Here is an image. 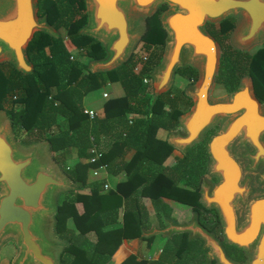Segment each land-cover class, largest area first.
Returning a JSON list of instances; mask_svg holds the SVG:
<instances>
[{
	"label": "water",
	"instance_id": "95a60500",
	"mask_svg": "<svg viewBox=\"0 0 264 264\" xmlns=\"http://www.w3.org/2000/svg\"><path fill=\"white\" fill-rule=\"evenodd\" d=\"M84 1L87 20L79 34L95 39L105 51L104 57L87 61L86 69L92 73L125 63L145 32V18L161 3L168 5L159 17L167 35L161 59L150 72L152 97L170 90L178 68L191 65L198 71L197 80L185 90L192 105L178 116V129L167 133L171 147L187 154L222 120L207 141L206 173L218 180L213 184L202 178L198 198L201 205L217 211L222 240L199 223L196 213L185 222L165 219L163 227L152 225L141 235L171 238L184 233L188 240L199 239L206 264H264V194L250 198L252 174L264 184V104L256 97L248 74L230 94L211 97L221 47L205 27L207 22L240 13L243 20L235 22L232 30L237 47L246 50L256 42L261 44L264 0ZM38 7V0H0V64L9 62L23 74L34 71L27 54L34 34L60 36L47 15L38 14ZM138 13L146 14L143 30L134 24ZM29 145L25 148L18 142L8 116L0 109V244L7 237L15 239L17 252L11 264H61L59 254L66 242L52 236L50 228L56 236L60 194L78 186L60 173L47 140ZM222 242L243 249L249 258L244 263L233 260Z\"/></svg>",
	"mask_w": 264,
	"mask_h": 264
},
{
	"label": "trees",
	"instance_id": "16d2710c",
	"mask_svg": "<svg viewBox=\"0 0 264 264\" xmlns=\"http://www.w3.org/2000/svg\"><path fill=\"white\" fill-rule=\"evenodd\" d=\"M38 2V14H46L60 36L34 34L27 46L34 66L31 74L17 71L9 62L0 64V109L8 116L16 139L26 143L47 140L53 160L78 186L58 199L55 231L66 242L59 254L60 263L110 264L124 239L139 237L141 228H149L152 222L164 225L163 217H170V201L200 205L198 182L204 172V148L198 145L176 167L164 165L173 147L159 136L160 130L168 133L178 127V116L190 108L192 100L175 87L153 98L151 84L144 85L141 80L162 56L167 33L159 13L165 5L145 18L141 42L151 51L142 73L133 72L135 53L116 69L92 73L73 54L75 49H81L87 60L105 56L98 41L79 34L87 20L84 0ZM235 22V18L226 17L217 26L207 25L222 47L217 82L233 91L240 78L248 74L256 96L264 102V45L250 55L226 43ZM69 43L75 49L70 50ZM176 73L188 82H195L198 77L197 69L191 65L178 68ZM111 82H119L124 93L105 98L103 115L90 119L83 111V97ZM91 137L103 151L95 163L88 161L94 143ZM128 149L134 153L125 161L123 156ZM72 158L76 160L68 166L67 160ZM100 164H106L113 174L124 171L126 178L109 189L100 184L91 186L89 193H81L79 189L86 185L89 170ZM139 196L151 201L152 221L147 208L139 204ZM77 203L82 204L81 212ZM120 208L122 216L117 221ZM152 238L147 239L148 245ZM166 244L162 257L154 264H187L184 256L191 252V264H195L201 254L199 248L195 249L198 242L188 241L186 234L174 235ZM148 263L131 254L119 264Z\"/></svg>",
	"mask_w": 264,
	"mask_h": 264
},
{
	"label": "rangeland",
	"instance_id": "374dc122",
	"mask_svg": "<svg viewBox=\"0 0 264 264\" xmlns=\"http://www.w3.org/2000/svg\"><path fill=\"white\" fill-rule=\"evenodd\" d=\"M145 16H146V14H144V13H138L136 15V18H135V21H134L135 26H140L142 28V30L144 29V18H145ZM228 17L235 18L237 24L240 23L243 20V16L240 13L239 14L229 15ZM211 24L213 26H217L219 24V22H214V23H211ZM61 32H64V30L61 29ZM226 43L230 44L233 48H235L237 50L246 51L250 55H253L261 47H263V45H261L263 42L261 44L259 42H256V43L252 44L251 46H249L248 48H245L246 50H242V48L237 47V45L234 42V31H231L228 34L227 39H226ZM150 51H151L150 48L149 49L146 48L144 43L141 42V40H138L136 42V45L134 46L133 54L135 53V55H136V53L139 54L141 52H150ZM73 53H74V56H76V55L78 56V59L80 61H82V63H87L88 60H87V58H86V56L84 54V51L81 52V51L75 50ZM192 83L193 82H188L186 79L181 77L179 74L175 73L174 79H173V83H172L170 89L175 87V89L177 91H181L182 90L185 93V90L187 88H189ZM151 87H152V85H151ZM104 91L108 92L109 96H111V97L112 96H120V95H122L124 93V90H123V88H122V86H121V84L119 82H111L109 84L102 85L99 88L88 92L85 95L84 99H83V103L85 104V106H87L88 108L91 107L93 109H96V110L100 111L102 109L103 101L105 100V98H103V96H102V93ZM228 94L229 93H228L227 89H225L219 83L215 84L213 89H212V91H211V96H212L213 99L221 98V97H224V96H226ZM151 95H153V89H152V94ZM221 122H222V120L217 125H215L213 128L218 129V127L220 126ZM18 142L25 148L30 147L29 143H31V142H29V143L27 142L26 143V142L22 141L21 139H18ZM69 160H75V159L72 158V159H69ZM172 160H173V158H172ZM172 160L168 159L167 161H170L169 163H172ZM207 162L208 161L206 160V163ZM59 171H60V173L63 174L62 168L59 167ZM204 177H206L208 181H212V180L214 181V178L211 177L210 175H208L206 173V171H204V173L202 175V178H204ZM89 178H90V182H92V183H100V182L105 180L104 171L103 170H99V173H98L97 176H93L92 174H90ZM109 178H108V180H110L112 182V179L111 178L109 179ZM181 182H183V181H181ZM67 191H71V190H67ZM67 191H63V193H65ZM261 191H263V189H261V187H257L256 192L258 194H260ZM62 194H60V195H62ZM173 205L175 206V208L185 209V207L182 204L173 203ZM167 209L170 210V207L167 206ZM146 222L147 223L149 222L148 219L146 220ZM50 232H51L52 236H54L55 238L59 237L58 235L55 236V232L51 228H50ZM154 239L155 240L152 241L151 246H150L147 254L151 255V254L157 253V250H158V248L160 246H163L164 244L167 245L166 244L167 241L171 240L170 238H168V240H164L163 238H161L159 236H156ZM200 246H201V244H200ZM200 246H199V244H197L195 249L199 248V250H200ZM59 249L60 248H57L58 251H59ZM16 252H17V246L15 244V239L13 237L5 238L2 241V243L0 244V259H3V258L6 259V258H8V256L13 258V256L16 254ZM193 252H195V250ZM191 254H193V253L191 252V253H189V254L184 256V261H186L187 264H191L193 262L191 260V258H190ZM203 260H204V255H203V251H201V254H199V257H198L197 261H195V264H205L203 262Z\"/></svg>",
	"mask_w": 264,
	"mask_h": 264
},
{
	"label": "crops",
	"instance_id": "0c3cea01",
	"mask_svg": "<svg viewBox=\"0 0 264 264\" xmlns=\"http://www.w3.org/2000/svg\"><path fill=\"white\" fill-rule=\"evenodd\" d=\"M261 45H264V42ZM68 47H69L70 50L75 49L70 43L68 44ZM75 57L78 58L77 55ZM84 97H83V99H84ZM83 99H82L83 108L93 109L91 107L88 108L87 106H85V104L83 103ZM93 110L97 113V117H100V116L103 115V105H102V109L100 111H98L96 109H93ZM159 136L166 139L167 132L164 131V130H160L159 131ZM133 153H134V150H132V149L126 150V152H125V154L123 156V159L125 161H128L132 157ZM176 154H177L176 150L172 151L170 156L164 162V165L171 166L173 164L174 156ZM172 158H173V160H172ZM168 159L169 160L171 159L172 163H169L170 161H167ZM75 160H67L68 166H71L75 162ZM101 170L104 171L105 180L100 182V183H92V182H90L89 176H90V174H92V168H91L89 170V172H88V178H87L86 185L83 186L81 189H79V191L81 193H89V189L91 188V186L100 185V184H103L105 182L108 183L110 185V188H111V187H114L117 182L122 181V180H124L126 178L124 171H119V172L113 174V173L109 172L108 168L107 169H101ZM109 177L112 179V182L110 180H108ZM138 199H139V204L141 205V207L145 206V208H147V211H148V213L150 215L149 219L153 220L152 219V215L154 214V207H153L151 201L149 200V198H146V197H142L141 198L139 196ZM173 203L174 202L170 201L171 206H173L172 207V216L175 217L177 220H186L187 219V214H188V208H186L187 205L182 204L185 207V209H179V208H175ZM76 207H77L79 212H81L83 210V207H82L81 203H77ZM122 211H123V208H120V210H119V218H118L117 221H119L121 219ZM152 225L158 226L157 223H155V222H152L151 226ZM149 228H146L145 226L142 227L141 228V233H142V230H148ZM141 233H140L139 237L131 238V239H124L122 241V243L119 245V247L116 249L114 254L112 255L111 260H110L109 263L110 264H119L121 261H123L127 256H129L131 254L136 255L137 259H146V260H148V262H149L148 264H154V262L158 261L160 259V257H162V255H163L165 244L163 246H160L158 248V250H157V253H155V254H151V255L147 254L148 250H149V248L151 246L152 241L155 240L154 238L156 236H159V237L163 238L164 240H167V237H164L162 235L151 236L153 238H152L150 244L148 245L147 239L151 238V237L142 236ZM11 260H12V258L10 256H8V258H6V259H4V258L0 259V264H11Z\"/></svg>",
	"mask_w": 264,
	"mask_h": 264
},
{
	"label": "flooded vegetation",
	"instance_id": "af4514ba",
	"mask_svg": "<svg viewBox=\"0 0 264 264\" xmlns=\"http://www.w3.org/2000/svg\"><path fill=\"white\" fill-rule=\"evenodd\" d=\"M84 5H85V1H84ZM162 5H165V8H163L161 11H160V13H159V17H160V14L164 11V10H166L167 8H168V5L166 4V3H161L159 6H158V8L159 7H161ZM157 8V9H158ZM38 9H39V7H38ZM83 12L86 14V8L84 7V10H83ZM87 16V15H86ZM87 18V17H86ZM208 24H211V23H206V25H205V27H206V29H207V25ZM208 30V29H207ZM232 31V30H231ZM230 31V32H231ZM212 35V34H211ZM213 36V35H212ZM214 37V36H213ZM215 38V37H214ZM216 39V38H215ZM219 43V42H218ZM220 44V43H219ZM220 47H221V45H220ZM78 51H81V52H83L81 49H79ZM244 52H246V51H244ZM221 54H222V47H221ZM220 61H221V56H220ZM219 69H220V66H219ZM218 72H219V70H218ZM218 74V73H217ZM245 75H247V74H245ZM244 76V75H243ZM242 76V77H243ZM216 77H217V75H216ZM241 77V78H242ZM240 78V79H241ZM217 83H219V82H217V79L215 78V83H214V85L215 84H217ZM219 84H221V83H219ZM222 85V84H221ZM223 86V85H222ZM224 87V86H223ZM226 89V88H225ZM228 91V90H227ZM255 92V91H254ZM228 93L230 94L231 93V91H228ZM256 95V94H255ZM188 97V96H187ZM212 97V96H211ZM257 97V96H256ZM258 98V97H257ZM259 100V99H258ZM260 101V100H259ZM261 102V101H260ZM262 104H264V102H261ZM192 105V104H191ZM221 121V120H220ZM219 121V122H220ZM218 122V123H219ZM217 123V124H218ZM216 124V125H217ZM220 127V126H219ZM219 127H218V129H219ZM178 129V127L175 129V130H177ZM218 129H215V128H210V129H208L205 133H204V135H203V137H202V139H201V141L200 142H198V143H196L194 146H192L191 148H189L188 149V151H187V154H183L182 152H180L179 150H177V149H175V148H173V151L174 150H176L177 151V154L174 156V161H173V164L171 165L172 167H176L178 164H179V161L183 158V157H185V156H187L188 155V153H190L192 150H197V149H194V148H196L198 145H201L203 148H204V151H205V153H204V171H206V167H207V163H206V160L208 161V152H207V141H208V139H209V137L211 136V134H213L214 132H216ZM175 130H173V131H175ZM204 173V172H203ZM203 173L201 174V176H200V181L198 182L199 183V185H198V193H199V188H200V183H201V180H202V175H203ZM186 179H188V174H186ZM211 177H213L214 178V181L212 180L211 182L213 183V184H215L216 182H217V178L215 177V176H211ZM212 179V178H211ZM198 180V179H197ZM182 183V182H181ZM184 183V182H183ZM250 185H251V187H252V189H253V191H252V194L250 195V198H253V197H256V196H260V195H263L264 194V184H262V183H260L258 180H257V178H256V173H253L252 174V180H251V183H250ZM257 187H261V189H263V191H261V193L260 194H258L257 192H256V190H257ZM199 203V202H198ZM170 204V203H169ZM179 204H181V203H179ZM200 204V203H199ZM170 206H171V204H170ZM172 207L173 206H171V208H170V217L168 218V217H163V222H164V225H165V219H170V220H172V221H174V222H176V223H179V222H182V221H189L190 219H191V217H192V215L194 214V213H196L197 214V218H198V221H199V223L204 227V228H206L207 230H209L210 232H213L214 234H215V236L216 237H218V238H220L221 240H222V234H221V231H222V227H221V223H220V221H219V218H218V213H217V211L214 209V208H206V207H204L203 205H199V206H192V205H187L186 206V208H188V214H187V219L186 220H177L175 217H173L172 216ZM164 215V213L162 212L161 213V216H163ZM238 215H239V217L241 218V210L239 209L238 210ZM163 225V226H164ZM163 226H159V227H163ZM179 234H184V233H179ZM174 235H178V234H174ZM173 235V236H174ZM172 236V237H173ZM172 237L170 238V239H172ZM169 239V240H170ZM167 240H168V238H167ZM188 240V239H187ZM192 240H194V241H197L198 242V244H199V246H200V244H201V241L199 240V239H191V240H188V241H192ZM222 244H223V246H224V249H225V251H226V254L230 257V258H232L233 260H235V261H238V262H240V263H244L248 258H249V254L246 252V251H244L243 249H239V248H237V247H235V246H232V245H228V244H226V243H224V242H222ZM203 262L205 263V260H203ZM206 264V263H205ZM210 264H215V262L214 261H212Z\"/></svg>",
	"mask_w": 264,
	"mask_h": 264
},
{
	"label": "built area",
	"instance_id": "2783aa9c",
	"mask_svg": "<svg viewBox=\"0 0 264 264\" xmlns=\"http://www.w3.org/2000/svg\"><path fill=\"white\" fill-rule=\"evenodd\" d=\"M149 55H150V52H141L139 54L136 53V55H135L136 60H135V63L133 65V72L134 73H136V74L142 73V71L145 68V65L148 63ZM141 80H142V83L144 85H150L151 84L150 73H149V75L143 74L141 76ZM106 84H109V83H106ZM102 95L104 98L109 97V93L106 91H104ZM83 111L88 115V117L90 119L97 117V113L93 109L84 108ZM130 122H131V120H130ZM90 139H91V142H94L93 137H91ZM89 151H90V156L88 158V161L91 163L97 162L103 155V151L100 149L99 145L95 142L92 143ZM101 169H107V165L106 164H100V165L92 168V174L94 176H97L99 173V170H101ZM103 188L109 189L110 185L105 182V183H103Z\"/></svg>",
	"mask_w": 264,
	"mask_h": 264
}]
</instances>
